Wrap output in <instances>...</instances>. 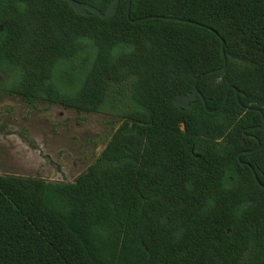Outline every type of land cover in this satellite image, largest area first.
Masks as SVG:
<instances>
[{"label": "trees", "instance_id": "16d2710c", "mask_svg": "<svg viewBox=\"0 0 264 264\" xmlns=\"http://www.w3.org/2000/svg\"><path fill=\"white\" fill-rule=\"evenodd\" d=\"M128 3L0 0V91L122 119L75 181L0 174V264H264V0Z\"/></svg>", "mask_w": 264, "mask_h": 264}, {"label": "rangeland", "instance_id": "374dc122", "mask_svg": "<svg viewBox=\"0 0 264 264\" xmlns=\"http://www.w3.org/2000/svg\"><path fill=\"white\" fill-rule=\"evenodd\" d=\"M121 121L117 114L78 112L47 101L31 105L21 95L0 91V174L75 181Z\"/></svg>", "mask_w": 264, "mask_h": 264}, {"label": "water", "instance_id": "95a60500", "mask_svg": "<svg viewBox=\"0 0 264 264\" xmlns=\"http://www.w3.org/2000/svg\"><path fill=\"white\" fill-rule=\"evenodd\" d=\"M69 1L73 8L75 9V11L79 14H82V15H87L89 14L90 12H93L103 18H109L111 17L112 15L115 14L116 12V4L119 0H113L111 2V4L109 5L108 9L106 10V12H103L101 11L99 8H97L96 6L90 4V3H86V2H81L79 0H67ZM130 7H131V0H129V3H128V16L130 17ZM154 17H162V16H154ZM163 18H168V19H174V20H180V21H188V22H193V21H190V20H184V19H181V18H177V17H163ZM145 18H138V19H132L133 22H139L141 20H143ZM224 43L225 41L223 40L222 41V44H223V47H224ZM223 52H224V57H226V54H225V51H224V48H223ZM227 65V62L225 61V64L223 65V67L219 68V70H223ZM208 73H211V72H208ZM197 82H198V79L196 80L195 84H194V90L192 92H190L189 94H179L176 99H175V102L181 106H189L191 101L196 99L198 96L202 97L203 101H204V104L206 106V100H205V97L204 95L202 94V92L200 91V89L198 88L197 86ZM263 125L261 126H258L259 128L263 127ZM250 135L245 133V137H249ZM243 143H245V140H243ZM239 160H240V154H239ZM241 164L243 166H250L252 171H253V174L256 178V180L258 182L259 181V178L257 176V173H256V170L252 167V165L248 162H245V161H241ZM262 186L264 187V185L262 184Z\"/></svg>", "mask_w": 264, "mask_h": 264}, {"label": "flooded vegetation", "instance_id": "af4514ba", "mask_svg": "<svg viewBox=\"0 0 264 264\" xmlns=\"http://www.w3.org/2000/svg\"><path fill=\"white\" fill-rule=\"evenodd\" d=\"M250 135V134H249ZM250 136H254L255 137V135H250ZM249 151H254V150H249ZM240 155H241V153H239ZM238 158H239V155H238Z\"/></svg>", "mask_w": 264, "mask_h": 264}]
</instances>
